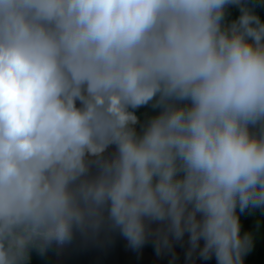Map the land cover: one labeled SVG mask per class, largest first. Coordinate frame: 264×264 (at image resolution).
Listing matches in <instances>:
<instances>
[{
    "label": "clouds",
    "instance_id": "9594fccd",
    "mask_svg": "<svg viewBox=\"0 0 264 264\" xmlns=\"http://www.w3.org/2000/svg\"><path fill=\"white\" fill-rule=\"evenodd\" d=\"M259 9L0 0V264L101 232L173 260L186 243L185 264H245L241 216L264 215Z\"/></svg>",
    "mask_w": 264,
    "mask_h": 264
},
{
    "label": "water",
    "instance_id": "95a60500",
    "mask_svg": "<svg viewBox=\"0 0 264 264\" xmlns=\"http://www.w3.org/2000/svg\"><path fill=\"white\" fill-rule=\"evenodd\" d=\"M113 149L110 147L107 152ZM106 152V154H107ZM151 241L138 250L128 246L126 239L118 232H101L95 239H86L81 234L61 248L54 264H185L186 243L174 245L176 259L171 253H153L148 250ZM196 264H215L214 258L196 260Z\"/></svg>",
    "mask_w": 264,
    "mask_h": 264
},
{
    "label": "trees",
    "instance_id": "16d2710c",
    "mask_svg": "<svg viewBox=\"0 0 264 264\" xmlns=\"http://www.w3.org/2000/svg\"><path fill=\"white\" fill-rule=\"evenodd\" d=\"M259 11L262 18H264V9H259ZM236 14V10L232 9L231 16L234 17ZM136 112L142 122L147 116L154 114L155 110L150 106H143L136 109ZM257 220H260L259 229L256 228ZM241 221L242 231H253L255 236L253 250L245 257V264H264V215H261L259 212L252 215L245 214L241 216ZM148 250L156 253L152 244L148 246ZM57 253L49 254L47 257L33 254L31 264H54Z\"/></svg>",
    "mask_w": 264,
    "mask_h": 264
}]
</instances>
